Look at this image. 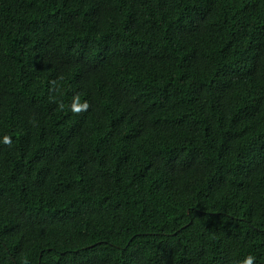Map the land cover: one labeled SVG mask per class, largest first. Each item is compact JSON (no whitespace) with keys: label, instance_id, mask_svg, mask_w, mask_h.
I'll return each mask as SVG.
<instances>
[{"label":"trees","instance_id":"1","mask_svg":"<svg viewBox=\"0 0 264 264\" xmlns=\"http://www.w3.org/2000/svg\"><path fill=\"white\" fill-rule=\"evenodd\" d=\"M248 255L264 0H0V264Z\"/></svg>","mask_w":264,"mask_h":264},{"label":"clouds","instance_id":"2","mask_svg":"<svg viewBox=\"0 0 264 264\" xmlns=\"http://www.w3.org/2000/svg\"><path fill=\"white\" fill-rule=\"evenodd\" d=\"M87 103L84 104H77L74 105V110L79 111L81 108H87ZM3 143H11L10 137L9 136H4L3 137ZM254 257L252 255H248L243 261L242 264H253Z\"/></svg>","mask_w":264,"mask_h":264}]
</instances>
